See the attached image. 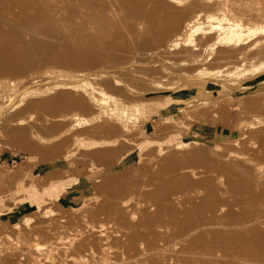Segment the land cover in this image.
I'll list each match as a JSON object with an SVG mask.
<instances>
[{"label":"bare ground","instance_id":"1","mask_svg":"<svg viewBox=\"0 0 264 264\" xmlns=\"http://www.w3.org/2000/svg\"><path fill=\"white\" fill-rule=\"evenodd\" d=\"M192 1L0 0V130H2L1 126L4 127L8 137L13 136L12 139L28 138L29 144L23 148L25 153L27 151L36 153L48 146L56 147L65 144L68 147L67 151L50 158L49 161L51 159H53L52 162L56 161L57 158L71 159L70 167L73 170L76 169L74 154L80 150L84 155L80 159L88 162L84 164V168L89 172L91 158L88 156H92L94 160L106 161L108 165L109 162L115 164L118 163V160L113 162L118 158L117 154L124 152L123 149L127 148L124 146L128 144L121 140L117 144L102 147L88 141L87 137H81L80 132L86 129L89 122L93 123L98 119H103L106 114L118 118V125H122L126 132H133L134 127L132 126L137 125L140 118L148 116L153 107L152 104L145 102L149 98L144 92L156 89L172 76L165 72L158 74V77L154 76L146 72L145 66H151L148 64L156 60L154 57L158 54H155V50L165 53L176 48L180 43L182 32L187 35V41L190 43L196 42L207 34H213L215 42L211 46L212 54L219 46H222L236 56L235 62L212 68L205 66L209 59L206 58L202 62L203 65L198 66L195 73L190 72L188 77L195 75L205 80L212 78L211 81L220 85L221 91L228 90V85L232 80L231 76L234 74L240 72H243V75L251 73L253 76L264 74V54H251L255 49L260 51L259 46L264 43L262 16L259 15L252 19V14L245 10H241L242 13L238 14L235 10L228 9L207 11L202 15L200 10L191 6ZM131 2L135 3V6ZM137 4L139 6H136ZM144 11L145 13L142 14ZM154 11L157 15L172 12L194 15L186 18L178 30L163 31L158 42L152 44L150 40L139 36L143 31V26L148 30H151L153 26L150 22H145L147 16L142 15ZM136 13L142 15L138 16ZM140 24L143 26L140 27ZM124 32H128V36H123L121 39L112 37L114 33ZM106 49L130 51L131 55L117 62L111 61L99 66L102 67V71L92 73L89 79L84 80L78 75L79 73L74 75L71 70L62 67L74 60L89 59V53H87L89 50L106 51ZM44 63L47 65L42 66ZM169 70L175 72L177 68L171 67ZM96 75L107 76L114 81V87L118 91L124 88L123 94L127 97L125 98L120 92L117 95V92L104 88H93L91 79ZM184 79L185 77L175 79L173 76V89L179 90L184 84ZM155 81H158L156 86H154ZM66 84H71L76 92L84 97L90 96L89 116L81 110H69L55 114L46 107L40 110L30 108L29 103L42 102L49 98V96L38 97L37 95L41 92H46L48 95L65 92L67 88L60 89L59 85ZM248 87L249 85L242 84L238 89L243 91ZM136 92L140 93V98L129 99V96H133ZM251 95L249 97L247 93H244L231 98L257 100L263 96V93ZM221 100L217 94L199 106L186 111L182 109V114H172V117L154 125L151 135L159 134L162 129L166 130L172 124L182 121L184 117L198 116L197 114L208 117L214 114L213 112L216 113V107L224 101V99ZM224 107L226 106L222 108ZM40 112L46 113L39 118L36 115ZM46 121L54 122L56 127L49 129ZM263 121V117L258 115L257 119L244 124V131L247 133L256 124L262 126ZM236 140L227 138L215 145L205 144L196 139L167 145L159 143L156 146L158 156L151 160L150 172L144 176L136 179L130 174L128 176V173H119L97 178L93 184L94 192L84 196V201L89 199L88 203L92 208L100 195L108 192L109 189H116L117 194L130 195L131 200L136 202L134 208H130L128 215L120 216V218L112 216L107 219L108 221L104 220L105 223H103L105 217H102L98 228L105 233L96 236L93 233L90 235L85 233L83 236L84 232L78 230L81 227L73 222V225L76 224L78 227L72 224L73 227H71H75V230L80 232L75 231V234L73 231L70 235L80 233L82 235H77L78 239L74 235L71 237L69 234L66 235L67 238L64 237L66 239L62 247L59 243L63 244V242L58 239L63 238L58 237L55 243L58 242L59 253L74 256L68 258L60 253V257L58 255L53 264H80L81 255L88 251L87 248L80 247V244H84V238H86L84 245H88V241H91L92 246L98 244L99 250L101 249L107 257L110 241L126 236L124 230L116 231L118 235L108 232L112 223L118 219L124 222L130 220V222L143 223V225L138 223L123 225V229L139 227L138 235L141 239L154 236L159 241L167 240L161 250L168 253L177 249L179 255L177 258L167 260L168 264H264V164H253L254 155L242 153L241 149H236V144H233L238 142ZM144 144L150 145L149 142H144ZM128 146L127 151L133 145ZM186 150H194L195 157L199 158L194 157L192 160V156L184 153ZM172 151L181 152V155H176ZM123 152L122 156L126 154ZM165 153H172L171 158L166 159ZM202 157H204V164ZM27 158L26 164L17 172L20 175L26 174L27 170L38 164L37 160L32 159L29 154ZM229 164H232L234 168L227 167ZM56 170H54L56 173L62 172L61 168ZM50 172L49 174L52 175V171ZM52 176L48 178L51 179ZM19 191L23 193L20 202L24 205L34 207L42 205L41 192L32 187H21ZM61 196L57 191L49 194L48 199H53L57 206L64 207L63 202L60 201ZM41 197L42 201L38 203ZM128 203L125 201L121 204ZM1 204H3L2 201H0ZM68 209L74 211L71 208ZM33 212L34 210L28 211L23 220L18 221L25 224L24 226L21 223H12L10 217L1 218L3 221L0 220V241L5 239L3 236L7 235L9 238L7 245L15 246L14 244L19 240L14 238L25 235L29 228L26 225L32 221L35 224V226L32 224L34 231L42 228L43 224L45 229L48 227V231L44 229L45 232L49 233V226L52 228V223L57 222V220L56 222H51V220L53 218L55 220L57 216L51 215V220L50 216L49 219H42L39 215L32 216ZM38 220L45 222L41 224ZM61 221L59 220L60 223L57 222V224L61 225ZM46 223H49V226ZM18 224L27 228V230L24 228L26 232L24 229L21 232L23 235L19 233L22 228L16 229ZM36 226L39 227L36 228ZM86 227L82 226L88 231L89 224H86ZM92 238H96V242ZM54 240L51 241L54 242ZM31 241L29 239L25 243L27 250L32 248L33 242ZM10 246H7V249L4 248L6 252L3 247L0 251L2 250L5 254L7 251L16 253L15 248L19 249L17 245L15 248H10ZM64 246H69V251H66ZM94 249L96 250L95 246L90 247L89 252L93 253ZM20 251L17 252L20 253ZM23 254H26V251Z\"/></svg>","mask_w":264,"mask_h":264},{"label":"rangeland","instance_id":"2","mask_svg":"<svg viewBox=\"0 0 264 264\" xmlns=\"http://www.w3.org/2000/svg\"><path fill=\"white\" fill-rule=\"evenodd\" d=\"M133 4L135 6V3ZM192 4L193 5L191 6L200 10L202 15H204L203 13L207 11H217L219 9H228L232 11L235 10L238 14L242 13L241 10H245L247 13L252 14V19L257 18L256 16L259 15H261L264 19V0H193ZM136 6H139V4ZM261 9L262 11H260ZM146 11L148 12V9ZM144 13L145 11L142 14ZM142 14L137 15L139 16ZM192 15L194 14H190L188 16L186 14L174 12L157 15L155 11L153 13H147V15H142L147 16L144 21L150 22L153 26L151 30H148L147 27L145 29L144 26L140 24V27L143 26V31L139 37H142L145 40H150L151 43L154 44L155 42H158L159 38L162 37L161 33L163 31L174 32L175 29L178 30L183 22H185L186 18ZM201 17L204 18L203 16ZM122 20L125 19L122 18ZM147 31L150 32L147 33ZM117 32H119V30ZM182 33L183 34L180 36V43L176 48L165 53H160L155 50V54H158L156 57H154L156 60L148 64L151 66H145L146 72H150L154 76H157L161 72L171 74L172 76L169 80L161 83L156 89L147 90L144 92L149 98L145 102L152 104L153 107L151 108L148 116L140 118L138 123H136L137 125L132 126V128L134 127V129L131 128L133 132H126L122 125H118V118H116L114 115L106 114L103 116V119H98L93 123L89 122V125L86 127V129L79 134L81 137H87L88 141H91L102 147H107L111 144H117L121 142V140L127 142L128 145L130 144V146L133 145L131 146L132 148H129L130 150L127 151L126 149H128L129 146L123 144V146L125 145L124 148L127 147L126 149H123L126 154L123 151L122 152L125 155L122 156V152L117 154L118 158H116L113 162L115 163V161L118 160V163L116 162L115 164H111V162H109L108 165L105 163L106 161L104 162L101 159L94 160L92 156H88V158H91V161H89V164L91 163V165H89V172H87L88 170L84 168V164H88V162L80 159L84 155L75 146V149H77L78 152L75 153L73 157L76 165V169L73 170L70 167L71 159L66 160L64 158H57L56 161L52 162L53 159L49 161L50 158L61 155L67 151L68 147L65 144H61L56 147L48 146L46 148L40 149L36 153H31L29 151L25 153L23 148L27 147L26 144H29V139L24 137L12 139L13 136L10 135L8 137L5 128L1 126L0 201H2L3 204L0 205V220L3 221L1 219L3 217L6 219L10 217L12 223H21L18 221H22L23 217L26 216L28 211L34 210L32 216L37 217L39 215L42 216V219H49L50 216L51 220V215H55L57 216L56 219L53 220V218L51 222H56V220L59 222V220H62V224L59 225L60 222L58 224L57 222L56 224L52 223L53 227L51 228V226L48 225L49 223H46V225H48L50 228L49 233L45 232V230L48 231V227H46V229L43 227L42 223L45 222L44 220H38L40 223L42 222V226L39 222L38 223L43 229L38 228L36 231H34L35 228L32 225L34 224L33 221L32 223L30 222L31 224L28 223V225H26L29 227L27 232L25 231L27 228L23 227L25 224L23 225V223H21L23 226L18 224L16 229L19 230L22 228V231L19 230L20 232H18H23V229L25 228L24 231L26 234L23 235L21 233L23 236H17L14 238L19 240L16 244H14L15 246H10L9 244L7 245V243H9L7 239L9 238L7 235L3 236L5 239L1 240L3 242L0 241V248L3 247V249H7V246H10V248H15L17 245L19 249H17V247L15 249L17 251H21L19 253L13 248V250H15L17 253L16 255L14 251H7L5 254L4 252H6V250L4 249V252L1 250L0 253L2 255L0 254V256L2 258L0 257V264H53L55 263L58 255L60 257L61 253L58 252V242L55 243L58 237L63 238L62 240L60 238L58 239L60 242H63L65 241L64 239L67 238L66 235L68 236V234L70 235V233H73V231L75 233V231L77 232L78 230H80L82 233L84 232L83 236L85 233L88 235L93 233L95 236L104 234L105 232H101L100 228H98V225L101 224L102 217L106 218L103 219L104 221L112 216L120 218V216L128 215L130 208H134L136 202H133L130 198V195L128 194H117L116 189H109L108 192H103L100 195L95 206L92 208V206L88 203L89 199L86 200V202L84 201V196L87 194L90 195L92 192H94L93 184L95 180L101 176L128 173V176L131 175V177L138 179L139 177L144 176L146 173H149V165L151 160L158 156L156 146L159 143L167 145L178 141L196 139L200 142H204L205 144L215 145L223 139H237L236 141L238 142L233 143L236 144V149H241L242 153H252L254 155V159L252 160L253 164H264V123L262 126H258L256 124L247 133L244 131V124L250 120L257 119L258 115H261L264 119V74H261L260 76H253L251 73H246L243 75V72L234 74L231 76L232 80L228 85V90L224 89L221 91L220 85L211 81L212 78H207L205 80L195 75L188 77L190 72L195 73L196 68L200 65H203L202 62H204L206 58L209 59L206 61L205 66L212 68L222 66L226 63H233L236 61V56L233 55L234 53H229L222 46H219L218 49L215 50L214 54H212L211 46L215 42V35L213 34H207L206 36L199 38L196 42L190 43L187 41V35L184 32ZM123 36H128V32L112 34L114 39H121ZM259 49L260 51L255 49L253 52H251V54H264V43L259 46ZM87 53H89V59H84L81 61L74 60L63 65L62 67L71 70L74 75L79 73L78 75H80V77H82L84 80L85 78L89 79L90 74L102 71V67L99 66L105 65L111 61L113 63L117 62L118 60L124 59L131 55L130 51L114 49H106V51L89 50ZM45 65H47V63L42 64V66ZM171 67L177 68V71H170L169 69ZM45 68H47V66ZM173 76H175V79L179 77H185L183 80L184 84L181 88H179V90L173 89ZM91 80V86L93 88H104L111 92H117V95H119L120 92L125 98L127 97L125 94H123L124 88L121 91H118L114 87V81L110 80L107 76L96 75L92 76ZM157 83L158 81H155L154 86H156ZM242 84L249 85V87L242 91V89H238V87ZM63 87L67 88L65 92H56L51 95H48L46 92H41L39 95H37L38 97L42 96L44 98L49 96V98L42 102L29 103L30 108L34 110H40L42 107H46L48 110L50 108V110H52V112L55 114L69 110H81L83 113L89 116V103L91 102L90 96L84 97L81 93L76 92L75 87H73L71 84L59 85L60 89ZM259 90L262 91L260 92ZM244 93H247L248 96L250 94L258 95L259 93H263V96L257 100L231 98ZM217 94L219 95L220 100L222 98L224 99L223 102L225 103L220 102L222 106L220 104L216 107V113L213 112V116L210 115L212 116L211 120H209V115L208 117H205L203 115L197 114L198 116L184 117L182 121L172 124L170 127H168L169 129H162L159 134L151 135L154 125H158L164 120L172 117V114H182L183 111L189 110L195 106H199L201 103L206 102L208 99L212 98L213 95ZM130 98L137 100L140 98V93L136 92L133 96H129V99ZM224 105L226 106L224 107L226 109L222 108ZM217 108H219V111H217ZM182 109L183 111H181ZM213 110L215 111V109ZM45 113L46 112H40L36 116L41 118L42 115H45ZM199 115L203 117H200ZM219 116L222 121L219 119ZM204 118L208 119V121ZM46 122L49 124V129H54L56 127L54 122ZM2 125H4V123ZM133 133H135L137 136ZM130 134H132V137ZM144 142H149L150 145H143ZM172 152L176 155H181V152ZM184 153L188 154V156H192V160L196 155L194 150H186ZM27 154H29L32 159L37 160L38 164L27 170L26 174L20 175L17 172L26 164L28 160ZM171 154L172 153H165L164 156L166 159H168V157L171 158ZM119 155H121L123 158H120ZM195 158L198 159L199 157ZM202 160L204 164V157H202ZM227 167L234 168L232 164L227 165ZM58 168H61L62 172L56 173L54 171ZM50 171H52V173L53 171L55 172V174H52L54 176L49 174ZM49 176H52L53 178L50 179L48 178ZM80 178L85 179L84 188L81 187V185H74ZM21 187H32L38 192H41L43 195V201L41 197L38 200V203L42 201V205L40 207H34L26 206L21 203L20 198L23 197V193L19 191ZM57 191L62 195L60 197V201L63 202L64 207L60 205L59 207L55 204L53 199H48L49 194ZM125 201H128L129 203L126 205L121 204ZM68 208H71L74 211L72 212ZM66 209L68 211H66ZM72 219L74 220L72 221ZM50 220H48V222H50ZM107 221L106 223H109ZM73 222L77 223L81 228L82 226L85 225L86 227V224H89V230H86V228L88 229V226L85 229L82 228V230L81 228L75 230V227L77 228L78 226L74 224L75 227L72 228L74 226ZM103 223H105V221ZM137 223L143 225V223H140L139 221L130 222V220H128L127 222H124L119 219L112 223V227H110L108 232L118 235L116 231L124 230V232H126V236L110 241L107 251L109 254L106 253L105 250V253L108 254L107 257L104 255L101 249L99 250L98 244H94L96 250L94 249V252L90 253L89 248H94V246L90 245L91 241H88V245H84V241H86V238H84V244H80V247L82 246L87 248L86 250L88 251L86 254L81 255L80 264H168L167 260H171L170 258L179 257L177 254V249L171 250L173 252L168 253H165L161 250V247L165 245L167 240L159 241L156 240L154 236H152V238L141 239L138 235V231L140 230L139 227L133 229H123L124 224L135 225ZM37 227L39 226H36V228ZM83 229L86 232L83 231ZM82 233L77 235H82ZM75 234L72 235L76 236L77 238V235ZM87 234L85 236H87ZM72 235H70V237ZM29 239L32 240L31 242H33V244H31L32 248L27 250L25 248V243ZM51 240H54V242ZM96 240L97 239L95 238L94 242H96ZM88 242H86V244ZM64 244V242L63 244L59 243V246L62 247ZM64 248L66 251H69L70 249L69 246H64ZM24 251H26V254H23ZM64 255H66L68 258L74 256L73 254L68 253Z\"/></svg>","mask_w":264,"mask_h":264},{"label":"crops","instance_id":"3","mask_svg":"<svg viewBox=\"0 0 264 264\" xmlns=\"http://www.w3.org/2000/svg\"><path fill=\"white\" fill-rule=\"evenodd\" d=\"M84 181H85V179L80 178V179H78V181L74 185H81V187L84 188Z\"/></svg>","mask_w":264,"mask_h":264}]
</instances>
